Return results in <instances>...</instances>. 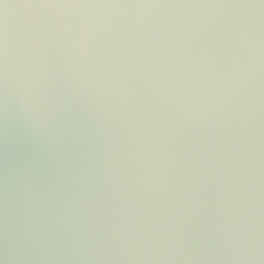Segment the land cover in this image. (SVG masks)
Wrapping results in <instances>:
<instances>
[{"label": "water", "instance_id": "water-1", "mask_svg": "<svg viewBox=\"0 0 264 264\" xmlns=\"http://www.w3.org/2000/svg\"><path fill=\"white\" fill-rule=\"evenodd\" d=\"M0 264H264V0H0Z\"/></svg>", "mask_w": 264, "mask_h": 264}]
</instances>
